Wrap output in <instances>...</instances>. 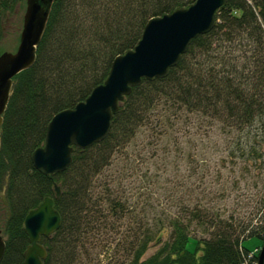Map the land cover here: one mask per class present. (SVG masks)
Instances as JSON below:
<instances>
[{
	"label": "trees",
	"instance_id": "1",
	"mask_svg": "<svg viewBox=\"0 0 264 264\" xmlns=\"http://www.w3.org/2000/svg\"><path fill=\"white\" fill-rule=\"evenodd\" d=\"M19 1L0 0V40L1 23ZM194 1L54 0L33 65L12 79L0 126V222L6 246L0 264L22 263L29 245L24 217L46 196L54 199L62 222L54 233L41 237L47 251L43 264H72L81 249L101 242L107 224L110 238L99 253L109 256L111 251H126L131 255L126 264L258 262L257 256L246 262L248 250L239 248L241 234L207 219L211 217L197 200L191 205L190 222L201 225L206 233L202 237L190 235V222L168 217V223L140 220L141 225L120 231L117 238L120 221L130 211L115 193V179L106 177L98 189L97 178L143 127L155 138L170 135L174 128L188 129L193 121L198 127L217 123L226 135L228 129L229 134L238 131L246 136L245 145L237 144L234 154H260L258 146L264 142V0H227L216 13L213 29L192 39L166 77L142 79L132 88L113 114L102 141L85 149L73 147L65 171L45 175L30 158L43 145L52 116L73 108L102 83L112 60L136 45L150 18ZM55 185L60 187L58 198ZM164 227L170 228L168 240L143 258ZM190 238L195 241L193 251L187 249Z\"/></svg>",
	"mask_w": 264,
	"mask_h": 264
},
{
	"label": "rangeland",
	"instance_id": "2",
	"mask_svg": "<svg viewBox=\"0 0 264 264\" xmlns=\"http://www.w3.org/2000/svg\"><path fill=\"white\" fill-rule=\"evenodd\" d=\"M25 7V0H20L14 12L4 17L0 52L14 51L17 47ZM198 125L193 121L188 129L174 128L170 135L155 138L148 127L140 128L122 152L115 154L113 164L111 162L97 178L98 186L106 177L115 179V193L125 200L127 211H130L121 219V229L114 236L120 238V231L125 232L136 223L141 225L140 220L163 219L168 223L169 217L188 224L191 205L197 200L211 217L206 216L207 219L228 225L241 234L239 242L248 250L245 257L248 262L259 253L264 237V142L258 146L260 154L247 152L240 156L232 150L237 144L245 145L243 133L233 131L229 134L226 129V135L225 128L217 123ZM190 223L191 236L206 234L200 224ZM107 225L109 227L102 230L101 242L95 244L93 241L81 249L72 264L127 263L131 255L121 249L111 251L109 256L99 253L110 238L111 226ZM169 233L170 228L164 227L143 258L168 240ZM194 247L195 241L190 238L187 249L193 251Z\"/></svg>",
	"mask_w": 264,
	"mask_h": 264
},
{
	"label": "water",
	"instance_id": "3",
	"mask_svg": "<svg viewBox=\"0 0 264 264\" xmlns=\"http://www.w3.org/2000/svg\"><path fill=\"white\" fill-rule=\"evenodd\" d=\"M54 0H25L26 8L19 43L14 51L0 53V126L11 92L13 77L33 65L36 48L41 41ZM227 0H195L187 7L154 16L144 25L136 45L117 55L106 79L73 108L52 116L46 127L43 145L31 153L36 170L51 175L65 171L71 164L73 147L85 149L102 141L108 134L113 114L133 87L142 79L164 78L177 65L192 39L210 32L215 26L216 12ZM55 197L60 187L55 185ZM4 205L6 201L2 194ZM62 219L54 208V199L44 197L24 217L23 228L29 245L21 264H43L46 249L41 236L59 229ZM5 238L0 226V261L5 253ZM264 264V239L258 255Z\"/></svg>",
	"mask_w": 264,
	"mask_h": 264
}]
</instances>
